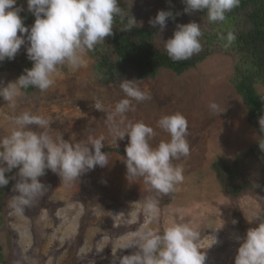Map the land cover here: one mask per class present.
<instances>
[{"label":"rangeland","instance_id":"374dc122","mask_svg":"<svg viewBox=\"0 0 264 264\" xmlns=\"http://www.w3.org/2000/svg\"><path fill=\"white\" fill-rule=\"evenodd\" d=\"M26 47L21 46L15 58L29 60ZM18 72L1 71L0 81L6 86L18 78ZM233 75V58L216 53L184 75L164 69L153 80L138 81L151 97L138 102L121 87L100 86L87 53L86 63L78 69L60 66L54 85L46 92L23 93L14 107L0 98V137L11 132L12 117L30 111L50 120L53 137L62 133L65 140L79 142L103 136L104 147H125L128 137L121 140L118 134L129 123L143 122L153 128L150 144L156 147L169 139L158 120L179 112L187 120L190 147L187 157L173 161L183 167L184 180L176 186L171 204H159L155 217L146 216L143 210L152 192L143 179H126V154H109L107 166H96L72 185L63 184L52 171L47 173L40 179L47 191L23 215L14 214L10 207L12 196L18 194L12 190L5 200L7 229L1 234L4 263L0 264H114L112 250L122 237L142 229L162 232L170 220L188 223L200 232L198 243L207 253L205 264H234L240 246L235 237L243 238L249 228L256 227L257 222H248L249 214H261L264 202L251 194L238 200L227 197L212 169L218 159L231 164L259 140L232 85ZM257 90L264 94L263 87L258 85ZM122 99L130 100V109L115 114ZM96 101L102 104L100 111L94 107ZM212 102L224 112L214 113L209 108ZM211 235L218 241L214 245L206 238ZM135 251L117 250L115 264L119 257Z\"/></svg>","mask_w":264,"mask_h":264},{"label":"clouds","instance_id":"9594fccd","mask_svg":"<svg viewBox=\"0 0 264 264\" xmlns=\"http://www.w3.org/2000/svg\"><path fill=\"white\" fill-rule=\"evenodd\" d=\"M182 2L186 5L185 13L206 11L210 23L225 21L226 13L240 4V0ZM16 5L17 0H0V62L13 60L21 46L27 45V58L33 65L6 86L0 81V98L12 107L24 89L32 87L46 92L54 85V76L60 66L72 70L84 66L87 53L113 35L116 17H120L123 24L120 31L128 32L142 27V22H137L129 11L126 13L119 6V0H27V11L35 17L30 28L24 25L20 16L24 9ZM170 18L175 19L171 11L160 10L149 20V24L153 28L158 25L159 33H162ZM201 37L199 24H177L172 38L162 43L168 57L173 62H181L202 51ZM226 40L225 47H228L236 40L235 34L229 31ZM137 82L123 79L120 87L127 97L138 102L151 99ZM130 103L129 99H122L115 106V114L127 112ZM94 107L100 111L102 104L96 101ZM209 108L219 115L224 112L215 102L210 103ZM107 118L111 120L112 116ZM258 123L264 133V116L259 118ZM12 124L11 132L0 137V188L15 179L6 178V173L18 169L19 179L12 189L18 194L12 196L10 202L16 215H23L25 208L47 191L48 188L39 179L46 175V170L56 173L63 184L72 185L96 166L109 164V154L102 152L103 136L89 137L87 141L79 142L65 140L62 133L53 137L50 135L53 131L50 120L30 111L12 117ZM32 126L43 131H37ZM158 126L168 134L169 139L161 141L156 147L150 144L155 134L153 128L143 122L129 123L117 138L123 140L125 136L128 137L126 158L123 159L126 179L142 178L150 191L166 195L175 192L176 186L184 180L183 167L173 161L190 153L188 124L186 118L177 112L163 115L158 120ZM258 143L264 151V137H260ZM143 210L148 217L157 216L159 200L147 198ZM249 215L248 222H258V226L249 228L243 238L235 237L240 246L234 264H264V217L258 212ZM206 238L211 239L212 245L218 242L215 235ZM121 239L122 242L112 250L114 264L117 250L130 248L137 251L119 257L118 264H205L207 258L206 251H202L198 243L200 232L188 223L176 220L168 221L162 232L142 229Z\"/></svg>","mask_w":264,"mask_h":264},{"label":"trees","instance_id":"16d2710c","mask_svg":"<svg viewBox=\"0 0 264 264\" xmlns=\"http://www.w3.org/2000/svg\"><path fill=\"white\" fill-rule=\"evenodd\" d=\"M24 11L20 16L26 27L34 24L35 17L27 11V0H17V5ZM119 6L142 22V27L131 31H120L123 27L120 17L113 23V35L105 38V43L97 45L88 52L93 61L94 73L97 82L105 88L120 87L123 79L132 76L136 81L153 80L161 70H170L177 76L184 75L213 54L231 56L234 60V75L232 85L241 98L246 110L248 124L253 127L260 137H264L258 123L264 116V94H260L257 86L264 88V0H240L238 7L226 13L223 22L210 23L205 12L196 11L185 13L186 5L182 0H119ZM171 11L175 19L167 21L166 28L159 33V26L153 28L149 20L154 18L158 11ZM127 22L125 17L124 23ZM195 22L200 25L202 37V51L193 55L187 61L173 62L164 50L162 42L172 38L177 24L187 25ZM235 34L236 40L228 47L227 33ZM224 37V39H221ZM33 62L14 58L0 64L1 71L19 70L18 76L25 69H30ZM36 88L29 87L23 93L32 94ZM126 147V146H125ZM125 147H104L102 152L108 154L125 155ZM222 192L233 200L244 195L259 196L264 202V151L259 143L247 151L239 153L229 164L224 159H218L212 166ZM51 170H46V174ZM18 169L6 173L11 179L9 184L0 188V261L4 263L1 234L7 229L4 216L5 200L10 195L17 176ZM44 177V176H43ZM40 177L39 179L43 178ZM258 185V187H254ZM150 197L159 200V204H171L175 193L157 194L151 192ZM264 217V208L261 213ZM258 222L256 223V227ZM7 264V263H6Z\"/></svg>","mask_w":264,"mask_h":264}]
</instances>
